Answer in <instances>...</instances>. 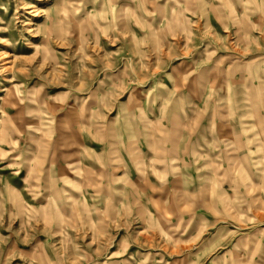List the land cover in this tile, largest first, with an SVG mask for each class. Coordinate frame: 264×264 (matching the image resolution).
<instances>
[{
    "label": "rangeland",
    "instance_id": "obj_1",
    "mask_svg": "<svg viewBox=\"0 0 264 264\" xmlns=\"http://www.w3.org/2000/svg\"><path fill=\"white\" fill-rule=\"evenodd\" d=\"M0 264H264V0H0Z\"/></svg>",
    "mask_w": 264,
    "mask_h": 264
}]
</instances>
